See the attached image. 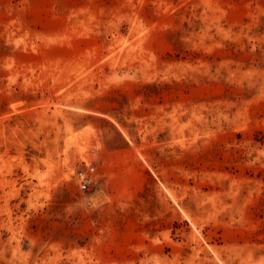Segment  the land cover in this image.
Here are the masks:
<instances>
[{"label":"rangeland","instance_id":"374dc122","mask_svg":"<svg viewBox=\"0 0 264 264\" xmlns=\"http://www.w3.org/2000/svg\"><path fill=\"white\" fill-rule=\"evenodd\" d=\"M0 264H264V0H0Z\"/></svg>","mask_w":264,"mask_h":264},{"label":"built area","instance_id":"2783aa9c","mask_svg":"<svg viewBox=\"0 0 264 264\" xmlns=\"http://www.w3.org/2000/svg\"><path fill=\"white\" fill-rule=\"evenodd\" d=\"M97 168L91 161H86L85 166L76 172L78 185L83 190H90L96 182Z\"/></svg>","mask_w":264,"mask_h":264}]
</instances>
